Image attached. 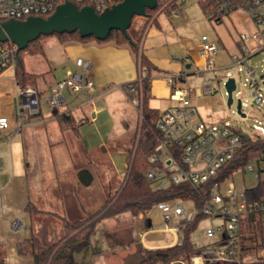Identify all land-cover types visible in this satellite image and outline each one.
<instances>
[{
    "label": "crops",
    "instance_id": "0c3cea01",
    "mask_svg": "<svg viewBox=\"0 0 264 264\" xmlns=\"http://www.w3.org/2000/svg\"><path fill=\"white\" fill-rule=\"evenodd\" d=\"M190 3L189 0H178V16L165 12L166 18L160 20L162 12L157 14L156 22L149 23L142 41L145 55L157 68L151 81L149 104L161 113L182 106L179 101L171 98V88L166 78L181 77L180 83L184 85L186 73L183 67L185 65L186 69H189L194 65L188 58L199 50L202 37L206 36L199 38L194 32L189 33L192 26L202 22L200 11ZM201 10L204 12L202 7ZM237 16L240 30L234 25L237 22L234 14L215 23L220 33L216 32L211 38L207 36L208 40L216 43L219 48L216 70L224 68L217 65V59H224L228 55L230 57V50H234L232 55L238 54L243 46L239 34L248 25V21L241 13ZM228 25L235 27L233 33L229 31ZM46 39L49 40L45 42ZM41 44L44 53L32 56H41L44 59L46 64L41 68L43 71L36 72L24 59L27 71L38 75L35 89L43 92L38 87L39 79H46L49 75L55 80L51 83L52 87L55 82L64 78L67 72L74 71L76 61L82 59L92 65L94 100L89 102L87 95H73L65 91L66 106L53 109L46 101L48 108L41 107L38 116H19L17 100L20 85L16 77V67H9L0 73V118L6 117L9 120L7 131L0 136V210L9 211L8 214L12 215L11 226L13 222H19L22 227L25 219V222L32 225V231L33 225L45 224L50 225L51 229L55 226L59 236L64 219H70L68 214L79 213L82 208L75 199L77 182L89 186L92 181L90 172L85 167L86 161L82 159H89L92 163L91 159L98 157L95 164L98 165L100 173H106L109 170L110 146L125 151L131 145L111 143L103 139L100 129L104 122L103 114L106 117L108 110L122 116L131 115L132 112L128 108L130 104H134L129 100L123 86L137 80L140 69L126 46L112 43L65 44L52 35L44 38ZM187 65L190 67L187 68ZM211 97L193 96L192 101L197 107L202 98H208V105H205V109L202 108L204 113L208 114L209 109L215 106ZM198 112L199 116L204 115L199 109ZM63 114L73 117L76 124L73 128L63 129L60 122ZM93 118L96 120L92 121ZM100 118L103 119L100 126H89L96 125ZM221 119L222 117L216 114L215 121L212 120L208 124ZM96 135L99 138V141H96L97 147L92 139L93 136L96 138ZM96 149L98 153L94 151ZM123 178L125 176H121L120 180ZM30 203L37 207L38 213L31 215L27 212L26 207ZM23 211L26 216L22 215ZM150 212L138 217L123 213L98 223L91 237L90 247L79 253L81 264H141L144 248L154 249L176 244V237L173 242L165 245L146 243L147 235L155 231L148 219ZM4 218L7 220V217ZM167 230L172 231V228ZM55 235L50 236L51 244L60 240H57ZM35 236L41 240L38 235ZM11 240V251L17 253L16 244L21 240L18 237ZM89 249L90 252H87ZM85 252L87 254H84ZM6 260L8 264V253ZM133 260L135 262L130 263Z\"/></svg>",
    "mask_w": 264,
    "mask_h": 264
},
{
    "label": "built area",
    "instance_id": "2783aa9c",
    "mask_svg": "<svg viewBox=\"0 0 264 264\" xmlns=\"http://www.w3.org/2000/svg\"><path fill=\"white\" fill-rule=\"evenodd\" d=\"M122 1L74 0L73 2L76 5L90 6L97 13H101ZM196 1L205 6L204 12L211 22L219 23L224 17L238 12H242L248 21V25L239 34V40L243 44L241 51L231 57L232 68L236 69L241 65L245 68L246 81L249 87L254 90L255 102L259 106H264L261 94L264 90V74L257 77L256 71L247 64L249 57L264 51V0ZM58 2L59 0H0V20H26L29 17H43L55 12L59 6ZM170 14L178 16L179 10L175 9ZM218 53V45L210 42L207 36H203L201 47L198 51L193 52L188 59L199 67V73L204 74L216 71ZM18 57L19 48L17 45L9 42L7 45L0 46V73L9 67H16ZM91 71L90 62L78 59L76 69L67 72L64 78L57 81L52 87L51 94L46 100L49 106L53 109L66 106L65 91L73 95H87L89 102H92L95 83ZM137 79L140 81V76ZM166 79L171 88V98L179 101L182 106L163 112L156 124L157 128L164 132L165 138L149 157L153 168L149 171L148 177L156 183L158 189L165 188L170 183H188L192 187L198 188L212 182L210 198L200 209L194 207V213L199 212L212 219L222 220L220 225H212L207 229V236L216 239L204 249L197 250L192 256L191 263L254 264L264 261V247L246 251L245 249H250V247L248 244L243 246L242 240V222L248 216L258 214L264 227V197L256 202H248L245 194L246 189L238 191L233 182H230L226 191L222 192V186L232 176L226 180H220V171L226 162L233 158L235 150L241 148L244 140L250 142L264 140V127L260 124L255 125L253 133L249 134L238 126H232L226 117L211 124H204L200 121L199 112L193 104L192 97L214 96L220 89L222 78H217V81L212 83L204 81L197 88L182 85L176 77L169 76ZM131 92H134L133 87ZM18 99L19 116L29 117L40 114L41 96L37 89L32 87L20 89ZM238 100L241 101V113L245 115L242 117L236 110L240 117L245 118L251 114L260 122L264 120L260 108L253 106L248 113H245L244 108H248L249 105L243 103L240 97ZM132 103L138 106L139 99L134 97ZM233 104L228 106L227 98L224 100V105L227 108L231 109ZM95 120V118L92 119V121ZM8 127V118L1 117L0 136L7 131ZM244 171L256 175L259 180L257 185L260 182L264 183V159L258 164L248 165ZM184 202L183 200L176 203L161 202L154 206L168 225L167 229H171L174 224L186 221L187 210L184 207ZM19 227V222L12 223L14 230Z\"/></svg>",
    "mask_w": 264,
    "mask_h": 264
},
{
    "label": "trees",
    "instance_id": "16d2710c",
    "mask_svg": "<svg viewBox=\"0 0 264 264\" xmlns=\"http://www.w3.org/2000/svg\"><path fill=\"white\" fill-rule=\"evenodd\" d=\"M74 0H59L58 4L73 2ZM79 8L84 5H78ZM179 6L178 0H157V7L153 10L146 9L144 24L140 27L133 25L126 31L112 30L105 40H98L94 36L82 37L79 32L54 34L62 43L79 44H108L117 46H126L135 57L140 69L139 79L125 84L123 86L129 100L132 102L134 97L140 101L138 111H140V120L138 123V132L130 146L125 151L127 153L126 175L124 184L115 195H109L101 209L96 211L86 219H64V236L57 242L45 246L41 240L31 235L22 241L17 242L16 251L20 256H30L33 264H78L77 254L85 251L91 245V237L94 234L98 223L104 219L112 218L123 213H130L133 217L146 215L154 206L161 202L176 203L179 200L190 201L196 209L203 207L205 201L211 196L212 182L202 187L194 188L188 183L175 184L170 183L167 187L154 189V181L148 177L149 171L153 165L149 161L151 154L159 147L165 138L163 131L156 126L162 113L149 104L151 100V81L157 68L151 60L145 55L142 41L144 32L149 23L156 22V15L161 12L169 14ZM162 8V10H161ZM203 10L205 6L202 5ZM54 13V12H53ZM53 13L43 16L50 17ZM4 21L0 20V23ZM48 36H41L39 39L31 42L26 49L19 50L18 63L16 66V77L20 89L27 87H36L38 75L27 71L24 62L26 54H43L41 41ZM0 43V46L7 45ZM179 80L181 77H176ZM134 92H131V88ZM40 96L42 95L41 92ZM41 113V112H40ZM63 129L73 128L75 120L71 115L63 114L60 117ZM264 159V140L257 142L243 141L241 148L235 150L231 160L226 162L220 171V180L230 178L237 171H244V168L250 164H258ZM248 202H256L264 197V183L260 182L257 186L245 190ZM26 210L33 215L39 210L34 204H28ZM206 215L196 212L187 221L180 224L183 227V238L179 243L171 246L148 249L144 248V257L141 264H173L185 263L192 264L191 259L197 251L191 241L190 235L194 232ZM242 240L243 246L250 247L246 251L256 250L258 247H264V227L258 214L248 216L242 222ZM7 252L5 244L0 242V264H7ZM254 264H264L259 261Z\"/></svg>",
    "mask_w": 264,
    "mask_h": 264
},
{
    "label": "rangeland",
    "instance_id": "374dc122",
    "mask_svg": "<svg viewBox=\"0 0 264 264\" xmlns=\"http://www.w3.org/2000/svg\"><path fill=\"white\" fill-rule=\"evenodd\" d=\"M183 1V0H180ZM191 2L190 4H194L196 8L200 11L202 22L198 23L194 26H192V30L189 31V33L194 32L196 36L201 38L203 35H206L208 37H212L216 35V32L220 33L218 31V25H216L214 22L209 21V19L206 17L205 12L201 10L199 4L196 0H189ZM162 10V8H161ZM239 13V12H238ZM237 13V14H238ZM242 14V12H240ZM235 13V19L237 22L234 24L235 27L240 30V24L238 23V16ZM234 15V14H232ZM166 18V13L162 12V14L159 16L160 20H163ZM145 17L143 16H137L133 20V25L135 27H140L144 24ZM194 23V22H193ZM229 31L233 33L232 31H235V27L231 25L227 26ZM145 34V32H144ZM49 39H46L45 42H47ZM50 50V48H49ZM230 53H234V50H230ZM230 55V57L232 56ZM226 56L224 59H217V65L222 66L224 68L218 69L216 71H210L204 73H199L200 69L196 65H192L191 68L186 69L184 65V71L186 73L185 79L186 82H184V86L190 87V88H197L200 85H202L203 81L206 82H214L217 81V78H222L223 80L220 83V89L219 91L212 96L213 98V104L215 103L214 107H211L209 109L208 114L204 113V109L206 108V104L208 101L207 99H201L197 107L200 111V113H204V115H200L199 119L202 123L208 124L212 120H214V116L220 115V117L227 118V121L232 126H238L240 127L244 132L246 133H253V127L255 125H261L264 127V120H258L255 116L249 114L247 117L242 118L237 114V103L239 97L242 98L243 103H246L249 105V107L244 108V112L248 113L249 109L253 106H257V108H260L263 115H264V106H259L255 102L254 97V90L251 89L246 81V71L245 68L241 65L236 69L232 68V61L231 58ZM24 59L29 67H31L36 72L43 71V69L46 62L41 56H32L29 54H26L24 56ZM247 64L249 67H252L256 71V76L260 77L262 74H264V51H262L259 54L253 55L248 58ZM233 76L236 79V90L233 92V99L234 104L232 108H227L224 105V100H226V89H225V82L226 79ZM205 78V79H204ZM63 79V78H62ZM61 79V80H62ZM55 80L52 75H49L46 77V79H39L38 87L43 91L41 92V107L44 109H47L48 106L46 105V100L51 94V89L55 85L51 87V83H53ZM183 85V84H182ZM33 88V87H32ZM263 99H264V90L261 92ZM140 103V101H139ZM204 104V106H203ZM96 107H98V104H94ZM208 105V104H207ZM204 108V109H202ZM129 111H131V115L122 116L118 113H111L109 110L106 112L104 116V122L101 127V134L102 138L109 140L111 143H122V144H131L134 137L136 136L138 132V123L140 120V111H138V106L134 107V105L130 104ZM206 114V115H205ZM103 119L100 118V121L96 125H89V126H100L101 121ZM215 121V120H214ZM92 139H94V143H96V147L98 146V143L96 141H99V138L96 135V138L93 136ZM98 153V150H94ZM93 151V152H94ZM98 157H93L91 159L92 163L89 162V159H82L86 161V168L90 172L91 176V184L89 186H86L83 182L78 181L77 182V197H75L78 204L82 206L80 208L79 213L71 212L68 214V218L74 220V219H86L90 217L92 214H94L96 211L102 208L105 201L107 200V197L111 195H115L123 186L124 184V178L123 180H120L121 176L126 175V160H127V153L124 150H120L119 148L115 146H110V154L108 156L109 165H108V172H99V167L97 164H95V161H97ZM106 161V160H105ZM113 163L111 165V162ZM88 163V164H87ZM114 168V170H113ZM258 178L256 175L249 171H237L235 172L230 180L226 182L222 186V192L226 191L228 184L230 182H233L237 188L238 191H244L247 188L253 187L257 185ZM154 189L157 188L156 183L153 184ZM184 207L187 210L186 213V219L189 220L193 214H194V205L190 201L184 202ZM78 212V211H77ZM9 211H1L0 210V242L5 243L6 252L8 253V256L10 257V261L8 264H33V260L30 256H20L18 253L12 252V238L20 239L21 241L23 239L29 238L32 233H35V235H38L41 238V242L47 246L51 245L52 242H50V236L55 235L54 237H58V239H61L64 236V229L63 226L60 229L59 236H57V229L54 226L52 229L50 225L43 224L42 226L33 225V231H32V225L25 222L22 227H20L19 230H14L12 226L10 225V216L11 214H8ZM7 214V215H6ZM5 215V216H4ZM23 216H26V213L23 211ZM4 217H7L5 220ZM149 221L152 222L153 228L155 231L151 232L149 235H147L146 243L149 245H165L168 243H171L174 241L175 237L177 238L176 243H179L183 238V227L181 224H174L171 226L172 231L167 230L168 225L163 221L160 212L157 209L151 210L148 216ZM222 223L221 219H212L210 217H207L200 221L198 224L196 230L191 233L190 235V241L193 245V247L196 250L204 249L205 247L212 244L215 239L209 238L207 236V229L210 228L212 225H220ZM20 237V238H19ZM53 237V236H52ZM56 240V241H57ZM91 249H89L87 252H90ZM84 254H87L86 252ZM77 259L79 261V264H81L80 260V254L77 255ZM135 262V260L131 261L130 263ZM133 264H137L136 262Z\"/></svg>",
    "mask_w": 264,
    "mask_h": 264
},
{
    "label": "water",
    "instance_id": "95a60500",
    "mask_svg": "<svg viewBox=\"0 0 264 264\" xmlns=\"http://www.w3.org/2000/svg\"><path fill=\"white\" fill-rule=\"evenodd\" d=\"M157 7V0H123L121 3L97 13L92 7L79 8L74 2L57 6L48 18L29 17L26 20H8L0 23V43L12 42L19 50L39 39L41 36L79 32L82 37L94 36L105 40L112 30L126 32L135 16H145L146 9ZM190 66L187 65V68ZM227 105L233 104V91L236 82L229 77L225 82ZM19 100V99H18ZM17 100V102H18ZM237 111L242 117L241 101L238 100Z\"/></svg>",
    "mask_w": 264,
    "mask_h": 264
}]
</instances>
